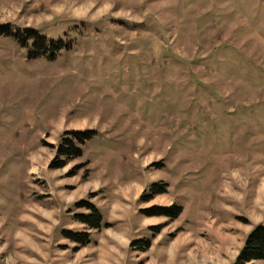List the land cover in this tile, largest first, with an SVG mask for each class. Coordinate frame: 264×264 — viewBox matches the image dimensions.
<instances>
[{
	"label": "rangeland",
	"instance_id": "rangeland-1",
	"mask_svg": "<svg viewBox=\"0 0 264 264\" xmlns=\"http://www.w3.org/2000/svg\"><path fill=\"white\" fill-rule=\"evenodd\" d=\"M0 26V264L234 263L264 224V0H0Z\"/></svg>",
	"mask_w": 264,
	"mask_h": 264
},
{
	"label": "trees",
	"instance_id": "trees-1",
	"mask_svg": "<svg viewBox=\"0 0 264 264\" xmlns=\"http://www.w3.org/2000/svg\"><path fill=\"white\" fill-rule=\"evenodd\" d=\"M23 33L25 34L26 39H34L35 48L37 50L35 53L36 56L46 55L49 51L48 47H50V43L55 46V43L47 42L46 38H42L34 31L25 30ZM0 35H13L11 27L0 26ZM61 48L62 47L58 46V49ZM51 57L54 58V54H52ZM95 134L96 133L94 131H74L66 133L62 140V144L57 149V155L63 160L54 162L51 165V169H64L68 163L81 158L82 151L80 149V145L91 139ZM150 192L154 196L165 194L167 192V187L165 185H157L154 186ZM85 206H87L86 208L91 211V214L84 218L83 222L94 230H100L101 222L103 220L100 212L92 204L86 203ZM180 214L181 209L174 208L170 210H163L159 213H152L149 216L177 218ZM70 237L74 239L75 242L80 243L81 246H87L91 243L89 234L70 235ZM232 264H264V224H260L252 230V232L248 235L237 259Z\"/></svg>",
	"mask_w": 264,
	"mask_h": 264
}]
</instances>
